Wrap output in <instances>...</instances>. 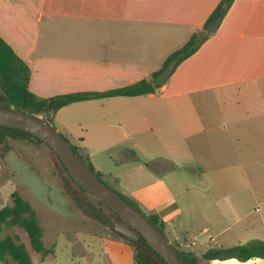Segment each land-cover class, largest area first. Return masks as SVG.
Wrapping results in <instances>:
<instances>
[{"label":"crops","instance_id":"crops-1","mask_svg":"<svg viewBox=\"0 0 264 264\" xmlns=\"http://www.w3.org/2000/svg\"><path fill=\"white\" fill-rule=\"evenodd\" d=\"M219 1L0 0V36L30 68L35 95L103 92L149 77ZM52 120L95 171H105L97 154L108 153L118 172L104 174L142 212L156 214L166 238L196 264H264L203 257L217 238L223 244L211 250L264 241V0H234L154 92L73 102ZM223 171L241 182L223 187ZM245 198L259 226L236 238L222 239L229 224L210 233L246 218L235 213ZM189 230L208 236L188 240ZM92 238L129 255L121 242Z\"/></svg>","mask_w":264,"mask_h":264},{"label":"rangeland","instance_id":"rangeland-1","mask_svg":"<svg viewBox=\"0 0 264 264\" xmlns=\"http://www.w3.org/2000/svg\"><path fill=\"white\" fill-rule=\"evenodd\" d=\"M9 105L10 102L4 99L0 89V106ZM39 116L43 117L42 114ZM52 126L54 128L56 126L53 120ZM76 152L85 160L84 162L88 163L78 148ZM96 161L105 171L97 172L93 167L95 175L118 194L131 200L119 191L118 186L110 180L108 175L104 174L118 172L108 153L99 152ZM225 172L223 171L220 177L223 187L228 188L236 181L241 182L240 175L237 180L236 175ZM180 173L183 172H179V175ZM205 177L207 185L214 186L213 178L208 174ZM184 178L185 176L182 178L183 183L186 184L188 180L185 181ZM172 186H176L175 183ZM13 191H17L27 200L37 213L43 231L42 239L50 253L42 255L34 251L30 247L25 231L18 226L3 227L0 230V236L18 235L30 253L32 264H136L133 259V247L126 240L119 238L102 222L103 217L112 218L114 221L119 218L112 215L91 194L81 190L68 177L48 147L33 137L13 138L7 136L0 145V208L11 202L10 194ZM244 205L236 208L235 213L242 215L245 212L246 218L237 224L218 223L213 226L210 233L217 232L229 224L231 228H228L222 235V239H229L235 237V233L244 231L246 227L259 226L254 223L255 212L246 213L251 212L255 206L251 207V203L246 198ZM262 231L263 228L260 227L258 233H262ZM93 236L121 242L128 248V257H126V249L122 245L116 244L110 247L108 244L104 245L100 239L98 241V239L92 238ZM187 236L188 240L197 238L196 232L193 230H189ZM207 236L208 233L202 234L199 239ZM239 238L243 240L242 237ZM168 241L172 243L169 239ZM226 242L230 241L226 240ZM221 244H223L221 239L217 238L211 247H207V250ZM0 264L13 263L0 261ZM211 264L217 263L212 261Z\"/></svg>","mask_w":264,"mask_h":264},{"label":"trees","instance_id":"trees-1","mask_svg":"<svg viewBox=\"0 0 264 264\" xmlns=\"http://www.w3.org/2000/svg\"><path fill=\"white\" fill-rule=\"evenodd\" d=\"M233 1L234 0H220L204 22L202 28L194 31L188 41L182 47L168 55L162 65L157 70L153 71L149 77L121 88L111 89L103 92L68 93L46 98L35 95L29 90L30 68L24 62V60L15 53L12 47L0 36V89L2 91V95L5 100L15 104L18 110L38 116L39 114H42V118L52 125L54 113L59 108L73 102L108 96H135L154 92L168 80L176 67L184 59L193 54L200 47V45L217 30ZM61 135L65 137L63 134ZM7 136L13 138L20 136H30L46 145L48 149L54 154L62 169L67 173L68 177L81 190L91 194L69 175L58 155L38 136L16 127L0 125V145ZM70 146L74 153L84 162L85 160H83V158H81L76 152L77 147H73L71 144ZM84 163L88 169L94 173L92 164L90 162ZM91 195L100 204L106 207L109 212L112 213V215H115L119 218L115 221L130 227L127 222L119 214L112 211L104 201L100 200L93 194ZM10 197L11 202L0 208V230L3 227L18 226L25 231L29 239L30 247L34 251L42 255H47L50 253V250L44 245L42 239V227L39 223L37 213L32 208L31 204L22 196H20L17 191L11 192ZM124 199L141 211L134 201L127 200L126 198ZM142 213L146 215L148 220L158 230H160L164 236H166L164 224L156 214ZM112 231L119 238L126 240L133 247V259L136 264H166V262L140 234H138L139 236L137 239L131 240L119 232L114 230ZM171 245L186 264H196L195 257L179 250L174 243H171ZM203 257L206 259L234 257L240 260H247L253 257L264 258V241L255 239L245 244L221 247L205 252ZM0 261L3 263H8L11 261L13 264H32L30 253L25 244L19 239V236L9 234L0 236Z\"/></svg>","mask_w":264,"mask_h":264},{"label":"water","instance_id":"water-1","mask_svg":"<svg viewBox=\"0 0 264 264\" xmlns=\"http://www.w3.org/2000/svg\"><path fill=\"white\" fill-rule=\"evenodd\" d=\"M0 125L16 127L38 136L58 155L69 175L80 186L104 201L130 227L109 217L102 218L104 225L131 240L137 239L140 234L166 264H186L166 236L148 220L146 215L92 173L74 153L67 139L49 122L38 115L18 110L15 104L10 103L9 106H0Z\"/></svg>","mask_w":264,"mask_h":264},{"label":"flooded vegetation","instance_id":"flooded-vegetation-1","mask_svg":"<svg viewBox=\"0 0 264 264\" xmlns=\"http://www.w3.org/2000/svg\"><path fill=\"white\" fill-rule=\"evenodd\" d=\"M106 226V225H105ZM107 227V226H106ZM109 228V227H108ZM109 229H111V228H109ZM112 230V229H111Z\"/></svg>","mask_w":264,"mask_h":264}]
</instances>
